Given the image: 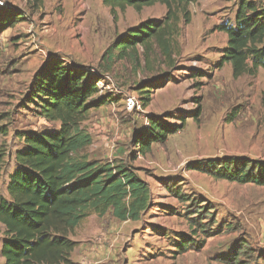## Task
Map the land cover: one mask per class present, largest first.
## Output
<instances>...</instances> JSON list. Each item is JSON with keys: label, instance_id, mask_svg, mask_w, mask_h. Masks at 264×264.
<instances>
[{"label": "rangeland", "instance_id": "374dc122", "mask_svg": "<svg viewBox=\"0 0 264 264\" xmlns=\"http://www.w3.org/2000/svg\"><path fill=\"white\" fill-rule=\"evenodd\" d=\"M239 3L197 0L175 27L171 60L155 45L149 59L140 50V62H118L105 74L99 98L115 101L92 111L83 124L92 137L83 154L90 161L135 169L150 187L153 206L139 222H119L111 212L103 218L90 215L70 235L78 241L81 264H229L221 258L228 259L243 244L250 247L251 257H240L241 263H264V187L218 181L188 168L191 162L226 157L264 161V70L256 77L234 79L230 65L218 67L227 36L217 27L234 21ZM8 10L24 20L0 34V195L5 199L15 155L23 148L18 135L58 129V124L41 120L26 100L36 72L52 59L90 70L94 77L102 72V56L118 37L147 20L164 21L168 12L161 4L138 11L112 10L101 0H0V13ZM160 77L168 84L153 91L144 109L136 87ZM126 95L139 103L133 111L126 109ZM148 115L186 123L144 157L136 155L134 137L148 126ZM168 184L213 208L211 222H204L212 237L192 234L191 202L175 198ZM3 233L0 226V252ZM180 234L203 247L177 252Z\"/></svg>", "mask_w": 264, "mask_h": 264}, {"label": "trees", "instance_id": "16d2710c", "mask_svg": "<svg viewBox=\"0 0 264 264\" xmlns=\"http://www.w3.org/2000/svg\"><path fill=\"white\" fill-rule=\"evenodd\" d=\"M101 1L112 10L130 7L140 11L161 4L168 12L164 21L147 20L118 37L102 56V72H95L94 77L90 70L52 59L34 75L26 100L41 120L58 124V129L18 135L23 148L15 155L16 169L7 187L9 199L0 195V226L4 228L0 254L4 264H75L72 255L78 243L70 235L90 215L103 218L111 212L119 222H139L153 206L150 187L135 169L123 163L90 161L83 154L92 144L83 124L92 111L115 101L99 98L98 83H105V74H110L116 63L127 59L140 62V50L144 59H149L155 45L171 60L175 27L180 16L189 15V7L197 0ZM23 20L15 12L3 11L0 34ZM217 30L227 36L219 68L230 65L234 79L256 77L264 70L263 1L240 0L234 21ZM167 84L168 80L161 77L139 84L136 88L142 107L147 109L153 91ZM197 112L196 120L201 109ZM147 118L148 126L134 137L136 155L144 157L151 154L154 145H164L170 136L184 130L186 123L182 118L179 124L171 123L168 116ZM3 162L4 155L0 153V175ZM188 168L218 181L264 187V161L226 157L191 162ZM166 188L183 204L191 202L188 213L193 216L189 217L192 234L200 232L205 238L212 237L214 233L207 230V224L212 220L213 208L193 201L175 184ZM178 236L177 252L203 247L200 241L183 234ZM249 252L250 247L243 244L237 253L221 259L229 264H243L240 257H251Z\"/></svg>", "mask_w": 264, "mask_h": 264}, {"label": "built area", "instance_id": "2783aa9c", "mask_svg": "<svg viewBox=\"0 0 264 264\" xmlns=\"http://www.w3.org/2000/svg\"><path fill=\"white\" fill-rule=\"evenodd\" d=\"M98 86H99V88H102V87H104V83L99 82ZM125 97H126L125 98V105H126V109L128 111H133L134 109H136L138 107L139 103L134 97H132L130 95L129 96L126 95Z\"/></svg>", "mask_w": 264, "mask_h": 264}, {"label": "crops", "instance_id": "0c3cea01", "mask_svg": "<svg viewBox=\"0 0 264 264\" xmlns=\"http://www.w3.org/2000/svg\"><path fill=\"white\" fill-rule=\"evenodd\" d=\"M72 239V238H71ZM73 241H75L74 239H72ZM75 242H78V241H75ZM79 246L76 248V250L74 251L73 255H72V259H73V262L75 264H81V257L78 256V251H79ZM96 249V254L97 256H99V248H95ZM101 251V250H100ZM77 258V259H76ZM91 264V263H90ZM98 264H108V262H104V261H101L99 262Z\"/></svg>", "mask_w": 264, "mask_h": 264}]
</instances>
